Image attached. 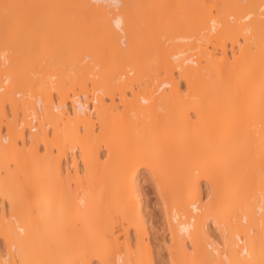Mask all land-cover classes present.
Masks as SVG:
<instances>
[{"label":"bare ground","instance_id":"obj_1","mask_svg":"<svg viewBox=\"0 0 264 264\" xmlns=\"http://www.w3.org/2000/svg\"><path fill=\"white\" fill-rule=\"evenodd\" d=\"M64 1L94 20L98 38L64 31L59 44L47 24L26 27L18 14L21 26L9 24L0 9V58L10 63L6 74L0 62V113L6 98L27 116L0 127V264H155L158 223L170 264H264V0L159 5V22L146 18V28L174 45L150 31V59L151 29L137 24L132 0ZM194 37L204 45L173 52ZM161 72L148 92L133 90ZM78 76L85 90L70 91ZM9 81L34 100L3 94Z\"/></svg>","mask_w":264,"mask_h":264},{"label":"rangeland","instance_id":"obj_2","mask_svg":"<svg viewBox=\"0 0 264 264\" xmlns=\"http://www.w3.org/2000/svg\"><path fill=\"white\" fill-rule=\"evenodd\" d=\"M1 2H2V4L0 3V9H2V11L3 12H5L6 14H8V16H9V19H11V20H9V24H15L16 23V25H18V23L19 22H17V21H14L15 20V18H14V16L16 17V14H18L19 16H22V17H20L19 18V16L17 17V18H19L20 20H21V23H22V25L24 24V26H26V27H28V25H30L31 27H33V26H42V27H45L46 26V24H47V26H49V30H51V32H53L52 34H53V36L57 39V41H58V43L59 44H62L63 42H64V40H65V36L66 35H64V31H67V32H69V33H72L73 32V34H69L70 36H72V37H74L76 40H81V41H83V40H92V39H94L95 40V38L97 37L98 38V35H97V33H95L96 35L95 36H92V37H90L92 34L94 35V29H93V27H94V24H95V22H94V24L93 25H91V27L92 28H90V26H89V24H92L91 22H93L94 20L93 19H91L90 17H88V16H86V15H84L83 13H80L81 11L78 9V8H76L77 10V12H75L74 13V11H75V7L73 6V5H70V6H72V8L70 7V8H68L69 6H67L66 7V3L67 2H65L64 1V5L62 4L63 3V0L60 2L59 0H37V1H39L36 5H35V3H36V0H34V3H33V0H0ZM32 1V2H31ZM49 1L51 2V3H49ZM59 1V2H58ZM141 1V2H140ZM143 0H138V2H140V4L138 3V2H136V0H132V4L130 3V5H131V7H132V11L134 12V16H136L137 15V17L135 18L136 19V21H137V24H139V27H143L144 29L146 28V25H148V24H151L152 23V27H154V25L155 24H157V22H159V20L157 19V18H159L160 19V16H161V12H159L158 11V9L161 7V9H162V11H166V10H171V9H176V8H174L175 6H173V5H176L175 3H173V2H176V1H173V0H161L160 1V3L158 4V1L157 0H144L143 2H142ZM148 3H147V2ZM162 1H165V3H162ZM167 1H168V3H167ZM169 1H170V3H169ZM56 2V3H55ZM152 2H154V3H152ZM156 2V3H155ZM40 3H42V4H40ZM136 3V4H135ZM147 3V4H146ZM153 4V5H150V4ZM47 4V6H43V5H46ZM59 4V5H58ZM162 4H164V6L162 5ZM166 4H169V6L168 5H166ZM170 4H171V6L173 7V8H171V6H170ZM67 5H69V3H67ZM136 5V6H135ZM157 5V6H156ZM160 5V6H159ZM166 5V6H165ZM33 6H38V11L36 10L37 9V7L35 8V7H33ZM50 6V7H49ZM56 6V7H55ZM58 6H59V8H58ZM63 6V8H61ZM140 6V7H139ZM145 6H148V8L147 7H145ZM150 6H152L153 8L156 6V8H155V10H154V12H157V15H156V13L154 14L153 13V11H151L153 8L152 7H150ZM159 6V8H157ZM163 6V7H162ZM167 6L170 8V9H167ZM42 7H44V9L42 10ZM48 7V8H47ZM64 7H66V8H64ZM136 7H138V10H136L137 8ZM145 7V8H144ZM30 8V9H29ZM32 8V9H31ZM47 8V9H46ZM50 8V9H49ZM58 9V10H57ZM65 11H64V10ZM67 9H70V10H72V12L71 13H69L70 11L69 10H67ZM135 9V10H134ZM141 9V10H140ZM144 9H146L145 11H143ZM164 9V10H163ZM166 9V10H165ZM30 10H32V11H37L38 13H35V12H32L31 11V13H30ZM50 10V11H49ZM60 11L61 12V14L59 15L58 13H60V12H58L57 13V11ZM74 10V11H73ZM148 10H150L149 11V13H150V15H144L143 13H145V14H147V11ZM157 10V11H156ZM52 11V12H51ZM69 11V12H68ZM140 11H142V13L141 14H139L140 13ZM174 11V10H173ZM172 10H171V12H173ZM11 12V13H10ZM13 12H15V13H13ZM16 12H18V13H16ZM44 12V13H43ZM50 12V13H49ZM68 12V13H67ZM79 12V13H78ZM168 12V11H167ZM20 13V14H19ZM34 13V14H33ZM42 13V14H41ZM47 13V14H46ZM53 13V14H52ZM67 13V14H66ZM137 13V14H136ZM148 13V14H149ZM152 13V14H151ZM12 14H15V15H12ZM32 14V15H31ZM66 14V15H65ZM81 14H83V16L81 15ZM155 15V17L154 16H152V15ZM35 15V16H34ZM42 15V16H41ZM46 15V16H45ZM51 15V16H50ZM55 15H57V16H55ZM67 15H68V17H67ZM142 15V16H141ZM144 15V16H143ZM34 16V17H33ZM48 16H50V17H48ZM60 16V17H59ZM64 16V17H63ZM66 16V17H65ZM84 16H86V18L84 17ZM139 16H141V17H139ZM157 16H159V17H157ZM36 17H38V18H36ZM59 17V18H58ZM16 18V20H18V21H20L19 19H17ZM23 19V21H22V19ZM142 18V19H141ZM143 18H149L151 21H149V19L147 20H145V19H143ZM153 20H152V19ZM155 18H156V20H158V21H156L155 20ZM49 19V20H48ZM86 19V20H85ZM93 20V21H92ZM145 20V21H144ZM14 21V22H13ZM44 21V22H43ZM146 21H149V22H151V23H149V22H147L146 23ZM154 21H156V22H154ZM83 22V23H82ZM71 23V24H70ZM88 23V24H87ZM144 23H146L145 25H144ZM154 23V24H153ZM31 24H33V25H31ZM36 24H38V25H36ZM40 24V25H39ZM140 24H141V26H140ZM19 25H20V23H19ZM68 25V26H67ZM21 26V25H20ZM29 26V28H31ZM46 26V27H47ZM64 26V27H63ZM69 26H70V28H69ZM72 26V27H71ZM76 28H75V27ZM81 26H84V27H81ZM145 26V27H144ZM156 26V25H155ZM56 27H58V29L56 28ZM67 27V28H66ZM77 27L79 28V27H81V28H79V29H77ZM141 27V28H142ZM148 28H146V30L148 29L149 30V26H147ZM50 28H52V29H50ZM54 28H56L57 29V32H55V30H54ZM86 28V29H85ZM64 29V30H63ZM66 29V30H65ZM75 29V30H74ZM81 29L83 30V32L81 33ZM93 29V30H92ZM144 29H140L139 28V31H141L140 33L142 34V31H143V33H144V35L147 33V31L146 30H144ZM151 30H149L148 31V34H146V36H147V38H148V40H147V38H145V36L144 35H141V36H144V38L145 39H143L144 40V42H143V47L146 49H148V51H149V46H151L150 47V50L152 51V48H153V41L155 42V35L157 36L159 33H156L155 31H152L153 30V28H150ZM54 30V31H53ZM72 30V31H71ZM74 30V31H73ZM71 31V32H70ZM76 31V32H75ZM150 31H152V33L150 32ZM66 32V33H67ZM79 32V33H78ZM92 32V33H91ZM206 32H207V30H206ZM153 34L152 36L154 37V39H152L151 37V34ZM78 34H80L79 36H78ZM82 34H85L84 36H85V39H84V37H83V35ZM205 34H207V33H205ZM68 35V34H67ZM68 35V36H69ZM82 35V36H81ZM208 35V34H207ZM162 36V37H161ZM83 37V38H82ZM95 37V38H94ZM165 37V38H164ZM166 37L167 36H165V35H162V34H160L159 36H157L156 38H160L159 40H161L164 44H165V46H168L169 48L171 47V46H173L174 45V41H172V39L171 38H169L168 37V39L167 40H165L166 39ZM82 38V39H81ZM88 38V39H87ZM197 38L198 37H194V38H192L191 40H189V41H187V42H184L180 47H176V48H174L173 49V52H175V51H180V50H183V49H186V48H191V47H195V46H198V47H200V46H203L204 45V43H205V41H203L202 43H198V41H197ZM152 40V41H151ZM172 42H171V41ZM149 41H151V44H150V42ZM170 41V42H169ZM149 43V44H148ZM167 43V44H166ZM144 44H148V46L147 45H144ZM227 47L228 48H232V45L231 44H227ZM143 48V53L145 52L146 53V55L147 56H145V53H144V56H145V58H148V59H150L151 58V53H150V55H149V52L147 51V49H146V51L148 52H146L145 51V49ZM233 48H237V45H235ZM103 50H104V48H103ZM4 58H5V60H4ZM3 59H1L0 58V62H5V66H6V69H5V72H6V74H8V67L10 66L9 64H8V62H9V57L8 56H5ZM82 58H83V66H84V68L85 67H88V69H86V70H88V71H92V63L89 61V60H86V59H84L85 57H83L82 56ZM38 62V61H37ZM7 64H8V66H7ZM36 64V63H35ZM38 64V63H37ZM46 64V62L44 61V62H42V64L41 63H39L38 64V68H36V70H38L40 67L39 66H43V65H45ZM37 66V65H36ZM35 66V67H36ZM100 68H98L97 70H95L93 73H98L100 70H99ZM35 70V69H34ZM35 70V71H36ZM86 70H83V71H86ZM33 71V70H32ZM32 71H30V73H33ZM5 72L3 73V74H5ZM128 72V71H127ZM125 73L126 74V79H128L129 77H133V75H134V73L133 74H128V73ZM1 74V73H0ZM31 76V78L32 77H36V75L35 74H30ZM39 75H41V74H39ZM38 75V76H39ZM165 75V72H161L158 76L157 75H155V74H153L152 76H150V78H149V80H148V77H145V78H147L145 81H144V79L145 78H143V82L140 80V83H139V81H135V84L133 85V90L135 91V92H138L137 90H140V92H148L149 90H151V88H153L155 85H153V86H150L151 85V82H152V80H158V81H160V79L161 78H163V76ZM178 75V74H177ZM156 76V77H155ZM2 77V75H0V78ZM88 77H89V75H88ZM90 77H91V75H90ZM90 77H89V79H90ZM94 78V77H93ZM92 77H91V79L90 80H92L93 79ZM95 78L97 79V76H95ZM153 78V79H152ZM155 78V79H154ZM175 78H176V75H175ZM33 79V78H32ZM80 78H79V76L78 77H76V79H73L74 81L72 82V81H68V83H67V87L69 86L70 87V91H76V92H82V91H84L85 90V88L84 87H82V85H81V81L79 80ZM90 80H88V83L90 82ZM148 81V82H147ZM9 82H10V84H9ZM8 82V86H7V88H5V90L3 91V94H5L4 92H6V94H7V96H10L11 94H13L14 96H15V98L19 101L20 100V103L21 102H25V98L26 99H31L32 100V98H30V96L33 94V93H31V92H33V91H31V89H29L28 87H26L25 86V84L24 83H22V84H24V85H18V84H12V81H9ZM28 82H29V80H28ZM77 82V84H75ZM137 82V83H136ZM146 82V83H145ZM143 83H145V84H143ZM92 83L90 82L89 83V87L86 89V90H91L92 89V85H91ZM138 84V85H137ZM155 84H156V81H155ZM182 84H183V86H184V82L182 81ZM11 85V86H10ZM17 85V86H16ZM137 86H139V87H137ZM136 88V89H135ZM29 89V90H28ZM9 90H11L10 92H9ZM167 91H169V89H166ZM20 91V92H19ZM126 91H127V94L129 95V96H131L132 94V87H131V89H130V87L129 88H127L126 89ZM130 91V92H129ZM17 92H19L20 93V95H21V97H16L17 96ZM11 93V94H10ZM26 93V94H25ZM89 93H92V90L89 92ZM10 94V95H9ZM131 94V95H130ZM56 95V94H55ZM54 95V96H55ZM120 94L116 91L115 93H114V96H115V105H117L118 107H119V110H120V107H121V110H120V113H122L121 111H122V105H121V100H119V98H117V96H119ZM6 95H5V97H7ZM58 96V95H57ZM10 98V97H9ZM19 98V99H18ZM106 98V97H105ZM128 98V97H127ZM130 98V97H129ZM117 99V100H116ZM131 99V98H130ZM7 100H9V99H3V106H2V111H1V113L0 114H2V115H4V116H2L1 115V119H0V127L1 126H6L7 124H10L11 122H10V118L8 117L10 114H12V115H10L11 117L14 115V117H16L17 119H15L14 117H13V120H14V122H16V124L18 125L19 124V120H21V118H23L24 120H25V118L27 117H24V111L22 112L21 110H23V107L22 106H24V105H21V104H19V106H18V110H17V112H16V110H13L14 109V107H13V105H12V103H10L11 101H7ZM34 100V99H33ZM32 100V101H33ZM106 103V105L107 106H110V104H112V102H111V100H110V98L108 99V98H106L105 100H104ZM8 102V103H7ZM23 102V103H24ZM109 102V103H108ZM19 103V102H18ZM36 104V103H35ZM109 104V105H108ZM27 106L29 105V104H26ZM114 105V106H115ZM118 107H117V110H118ZM7 108V109H6ZM24 108H25V106H24ZM9 109V110H8ZM21 109V110H20ZM26 110V109H25ZM116 110V109H115ZM14 111V112H13ZM29 111V110H28ZM4 112H5V114H4ZM14 114H13V113ZM16 112V113H15ZM114 112H116L117 113V111H114ZM119 112V111H118ZM7 113H8V115H7ZM28 113V112H27ZM22 114V115H21ZM28 115V114H27ZM22 116V117H21ZM9 118V119H8ZM18 120V121H17ZM95 120H98V118L97 119H95ZM22 121V120H21ZM28 121V120H27ZM15 124V123H14ZM97 126H99V124L98 123H96L95 124V129L97 130V132L96 133H99V131H100V128H98ZM1 129H2V127H1ZM0 129V130H1ZM24 129H25V131H26V128L24 127ZM39 150H41L40 151V154H43V152H44V146H42L41 145V149H40V147H39ZM43 151V152H42ZM104 153V152H103ZM74 154L75 153H72V152H70L69 153V156H67V158L66 159H64V161L65 160H67V161H65L64 163H66V162H69V163H71V161H72V156H74ZM71 157V158H70ZM181 159H183L182 157H180ZM175 159V158H174ZM173 159V160H174ZM178 159V158H177ZM185 160H186V158H184ZM184 160V161H185ZM175 161V163L177 162V160H174ZM187 161V160H186ZM182 162V161H181ZM68 163V164H69ZM181 166V165H180ZM177 167H179V164H178V162H177ZM12 168H13V166H12ZM250 171H252V170H250ZM250 171H249V173H250ZM248 172V171H247ZM3 175H5L4 173H2V176ZM251 175V173L249 174V176ZM248 177V176H247ZM251 177V176H250ZM2 179H4L3 177H2ZM145 180V179H144ZM7 204V203H6ZM153 208L155 209L154 211V213H155V215L156 214H158L159 213V209H158V207L157 206H153ZM168 238H169V235H168V232L166 231V229L165 228H162V226H160V223H158V225H157V227H156V229L155 230H153L152 231V237H151V240L153 239V248H154V251L156 252L155 254H156V259H155V264H170V262H169V260H170V258H169V254H168V249H167V245H166V241H168ZM1 245H2V243H1Z\"/></svg>","mask_w":264,"mask_h":264},{"label":"built area","instance_id":"obj_3","mask_svg":"<svg viewBox=\"0 0 264 264\" xmlns=\"http://www.w3.org/2000/svg\"><path fill=\"white\" fill-rule=\"evenodd\" d=\"M91 95H89L88 96V100L89 99H91ZM70 104V103H69ZM93 105H94V103L93 102H89L88 103V109H90V110H93ZM36 108H37V110L39 111V105H37L36 106ZM87 109V110H88ZM88 112V111H87ZM28 120L30 121V124H31V126L33 125V126H36V128L32 131V132H35L36 130H37V128H38V119L32 114V115H30L29 117H28ZM5 126V125H4ZM3 126V128H2V130L4 129V131H5V127Z\"/></svg>","mask_w":264,"mask_h":264}]
</instances>
